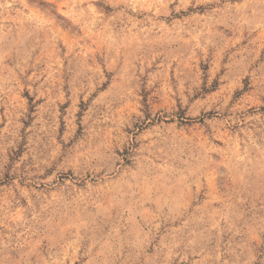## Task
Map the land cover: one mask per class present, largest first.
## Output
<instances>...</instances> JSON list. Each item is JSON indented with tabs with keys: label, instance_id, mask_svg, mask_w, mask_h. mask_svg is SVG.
<instances>
[{
	"label": "rangeland",
	"instance_id": "1",
	"mask_svg": "<svg viewBox=\"0 0 264 264\" xmlns=\"http://www.w3.org/2000/svg\"><path fill=\"white\" fill-rule=\"evenodd\" d=\"M0 264H264V0H0Z\"/></svg>",
	"mask_w": 264,
	"mask_h": 264
}]
</instances>
